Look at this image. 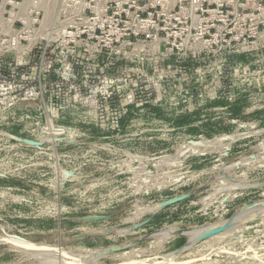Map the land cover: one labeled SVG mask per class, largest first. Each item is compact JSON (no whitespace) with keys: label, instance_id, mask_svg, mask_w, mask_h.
Instances as JSON below:
<instances>
[{"label":"rangeland","instance_id":"obj_1","mask_svg":"<svg viewBox=\"0 0 264 264\" xmlns=\"http://www.w3.org/2000/svg\"><path fill=\"white\" fill-rule=\"evenodd\" d=\"M149 30L151 39L146 38ZM35 33L59 40L49 49L58 64L66 52L63 38L74 35L107 57L123 58L118 54L127 52L147 59L150 70L158 60L179 67L206 52L201 64L212 74L209 89L219 84V69L229 83L221 100L200 104L203 88L186 90L180 69L173 68L166 72L176 78L165 87L164 103L146 105L145 111L168 124L126 122L121 135L109 139L99 128L76 124L94 137L85 146L83 163L94 161L91 145L99 140L131 150L135 167L149 170L151 191L137 198V207L130 199L103 221L77 222L89 213L74 215L62 223L64 234L0 237V264H264V0H0V43ZM48 47L41 43L34 51L37 62ZM12 61L0 59V71ZM188 64L198 66L197 61ZM246 68L250 71L245 73ZM3 74L0 84L20 82ZM149 84L144 100L153 102L148 98L157 87ZM188 152L198 156L186 159ZM91 168L88 175L97 169ZM162 180L176 183L162 188ZM14 181L20 182L0 180V187L17 185ZM185 195L189 197L163 208L154 220L141 216ZM37 209L39 205L28 213ZM47 223L52 227L46 229L57 227L52 221L38 225ZM197 230L202 231L196 239ZM140 239L145 240L109 254L115 246Z\"/></svg>","mask_w":264,"mask_h":264},{"label":"built area","instance_id":"obj_2","mask_svg":"<svg viewBox=\"0 0 264 264\" xmlns=\"http://www.w3.org/2000/svg\"><path fill=\"white\" fill-rule=\"evenodd\" d=\"M35 34L33 38L22 34L11 41L5 39L7 44L0 43V59H13L5 71H0V77L5 72L12 79H20L18 83L0 84V180L16 179L22 184V187H0V237L53 231L64 234L62 223L74 215L87 212V217H107L130 199L137 202V207V198L151 191L147 166L135 167L137 157L133 151L121 150L100 140L91 145L94 161L83 163L85 146L94 137L82 126L99 128L109 139L119 137L126 122L168 124L156 114L148 117L145 111L146 105L158 107L164 103L165 87L176 78H169L166 72L173 68L180 69L184 77L180 85L186 90L203 88L200 104L221 100L229 83L226 72L219 69L215 74L219 84L209 89L212 74L201 64L206 52L199 51L197 57L179 62L182 64L179 67L158 60L150 70L146 67L147 59L139 60L127 52L118 54L123 58L117 54L107 57L103 50H92L89 43L85 45L82 36L67 35L63 38L66 52L58 64L54 51L49 49L59 40ZM151 35L149 30L146 38L151 39ZM41 43L49 47L37 62L34 51ZM193 61L198 66L188 64ZM248 71L250 68L245 73ZM149 83L157 87V92L150 93L148 98L154 99L153 102L144 100L151 91ZM188 153L184 156L186 159L198 156ZM109 156L111 159L107 160ZM92 166L97 169L88 175L86 170ZM106 167L110 172H103ZM93 174L95 177L91 179ZM156 183L159 182L153 184ZM175 183L162 180L159 185L164 188ZM121 187L127 190L122 192ZM35 205L39 209L28 213ZM162 211L160 208L141 216L150 215L153 219ZM228 213L229 210L224 212L221 219ZM41 221H52L57 227H40ZM24 222L32 225L26 226Z\"/></svg>","mask_w":264,"mask_h":264},{"label":"water","instance_id":"obj_3","mask_svg":"<svg viewBox=\"0 0 264 264\" xmlns=\"http://www.w3.org/2000/svg\"><path fill=\"white\" fill-rule=\"evenodd\" d=\"M188 197H189V195H185V196H181V197H179V198H173V199H170V200H168V201L162 202V203H161V205H162L161 208H166V207H168V206H170V205H174V204H177V203H179V202H182V201H184L185 199H187ZM245 207H247V206H245ZM249 207H250V206H249ZM106 219H107V217H87V218L84 219V221H90V222L93 221V222H96V221H103V220H106ZM217 232H218V231L211 232L209 235L203 236V237H201L200 239H203V238H206V237H209V236H212V235H216ZM180 236H186V235H179V236H177V237H180ZM200 239H199V240H200ZM144 240H145V239L134 240V241H131L130 244H128V245H127V243H128V242H127L126 244H124V245H122V246H115L116 248H115L114 250H112L109 254H112V253L118 252V251H120V250H122V249L127 248L128 246H135V245H137V244L143 242ZM109 254H107V255H109Z\"/></svg>","mask_w":264,"mask_h":264},{"label":"crops","instance_id":"obj_4","mask_svg":"<svg viewBox=\"0 0 264 264\" xmlns=\"http://www.w3.org/2000/svg\"><path fill=\"white\" fill-rule=\"evenodd\" d=\"M218 103H221V102H218ZM15 182V181H14ZM17 185H10V186H15V187H22V184L20 182H15ZM77 222H83L85 223L84 219L85 218H81V217H78V218H75ZM155 219V217L153 218V220ZM52 227V225L50 223H47L45 224L44 227Z\"/></svg>","mask_w":264,"mask_h":264},{"label":"bare ground","instance_id":"obj_5","mask_svg":"<svg viewBox=\"0 0 264 264\" xmlns=\"http://www.w3.org/2000/svg\"><path fill=\"white\" fill-rule=\"evenodd\" d=\"M239 217H240V216H239ZM241 217H242V216H241ZM231 222H232V221H231ZM226 224H227V223H226ZM228 224H229V223H228ZM230 224H231V223H230ZM201 231H202V230H197V232L194 233L196 239H197V237H199V236L201 235ZM195 238H194V239H195ZM188 247H190V245L187 246L186 248H188ZM54 249H55V248H53L52 251H53ZM67 251H68L67 248H63V252H64V253L67 252ZM54 252H55V251H54ZM54 252H53V253H54ZM63 252H61V253H63ZM68 252H69V251H68ZM72 252H73V251H72ZM75 252H76V251H75ZM75 252H74V253H75ZM64 253H63V254H64ZM69 253H70V252H69ZM74 253H71V254H74ZM78 253H79V251H78ZM75 254H76V253H75ZM76 255H77V254H76ZM78 256H79V255H78ZM83 258H85V257H83ZM80 259H81V258H80ZM82 261H83V260H82ZM85 262H86V261H85Z\"/></svg>","mask_w":264,"mask_h":264}]
</instances>
